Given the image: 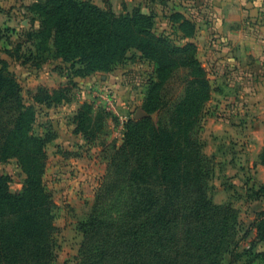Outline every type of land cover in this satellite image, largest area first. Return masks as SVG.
I'll return each mask as SVG.
<instances>
[{
    "label": "trees",
    "instance_id": "obj_1",
    "mask_svg": "<svg viewBox=\"0 0 264 264\" xmlns=\"http://www.w3.org/2000/svg\"><path fill=\"white\" fill-rule=\"evenodd\" d=\"M27 8L39 18V27L29 33L49 40L53 57L77 64V72L111 70L130 50L155 65L143 101L146 116L125 122L103 184L109 188L98 192L83 223L80 264H221L228 253L247 264L258 257L264 261V251L255 252L251 242L236 252L239 210L214 203L209 195L214 163L194 134L212 87L195 43L188 40L195 23L178 12L169 16L185 40L176 45L156 34L154 16L139 8L117 14L89 0H38ZM21 46L10 48L12 54ZM48 98L39 99L37 92L32 97L46 104ZM83 115L79 108L73 116L75 133ZM34 121V105L0 59V162L15 158L26 174L18 193L9 189V176L0 175V264H54L56 258L54 203L43 180L44 149L56 135H35ZM260 159L264 164V149ZM261 196L264 183L248 197ZM253 226L256 241H264V210Z\"/></svg>",
    "mask_w": 264,
    "mask_h": 264
},
{
    "label": "crops",
    "instance_id": "obj_2",
    "mask_svg": "<svg viewBox=\"0 0 264 264\" xmlns=\"http://www.w3.org/2000/svg\"><path fill=\"white\" fill-rule=\"evenodd\" d=\"M36 1L0 0V49L14 45L12 38L5 40V29L20 42L23 31L39 27V21L33 19L27 8ZM89 1L99 7L108 3L114 9L121 3H134L133 0ZM130 7L152 14L154 23L157 16L162 18L165 27L175 28L179 35L177 25L167 19L172 12L195 23L194 36L188 40L195 43L198 59L208 71L212 87L200 127L203 152L214 163L209 195L214 203H230L242 211L236 252H241L250 242L255 252H263L264 241H256L253 223L257 213L264 210V196L258 199L248 196L251 189L264 183V164L260 159L264 149V0H146V10L140 5ZM59 129L51 144L60 145L62 151L74 149V139L80 137L73 131L74 125L70 123L63 132ZM53 155L55 163L62 164L63 172L67 167L64 163H75L74 155ZM217 180L219 183L215 184ZM71 182L75 180L67 183ZM244 232H247L245 238ZM221 264L247 263L244 257L232 258L228 253ZM251 264H264V261L258 257Z\"/></svg>",
    "mask_w": 264,
    "mask_h": 264
},
{
    "label": "rangeland",
    "instance_id": "obj_3",
    "mask_svg": "<svg viewBox=\"0 0 264 264\" xmlns=\"http://www.w3.org/2000/svg\"><path fill=\"white\" fill-rule=\"evenodd\" d=\"M133 1L134 3L129 5L121 3L116 9L108 3L102 8L110 6L117 14L131 12L132 5H140L146 10V0ZM167 19L171 23L170 18ZM32 21L33 19L31 25ZM172 24L176 25L173 22ZM165 26L164 20L157 16L154 23L156 34L168 37L176 45L185 42L175 28ZM6 31L9 30H4L5 40L12 38L14 47L19 43L18 37H13ZM19 40L22 45L20 51L12 54L13 49L9 48L10 51L6 53L4 48H1L0 59L7 61L10 72L23 88L26 102L35 107L33 133L42 137L52 134L57 136L59 128H63L59 129L63 132L66 126L72 123L79 108L85 113V116L78 120L81 131L77 135L81 140L80 137L74 139V149L69 151L65 148L63 152L60 145L51 144L55 138L45 146L43 176L45 188L54 203L58 244L54 264H80L83 223L92 213L98 192L104 187L109 188L103 184L111 157L122 143L125 122L129 118L146 116L143 101L148 82L155 78V65L152 61L138 58L134 50H130L127 58L111 70L77 72V64L63 63L53 57L49 40H42L29 33V30L23 31ZM28 57L29 60L23 63ZM32 62L40 64L35 67L31 65ZM36 92L39 99L47 94L48 104L34 102L32 97ZM205 113L206 107L202 112L203 116ZM194 136L200 138L199 126ZM57 153L67 157L74 155L75 163H64L67 167L63 172L62 164L59 165L58 161L55 163L53 154ZM58 168L60 169L57 170ZM2 174L9 176V189L12 192H21L26 174L15 158L0 162V175ZM68 180L75 182L67 183ZM216 183H219V180L215 181ZM127 189L125 186L123 191ZM119 191L115 190L113 193L119 194ZM241 212L239 209V215Z\"/></svg>",
    "mask_w": 264,
    "mask_h": 264
}]
</instances>
